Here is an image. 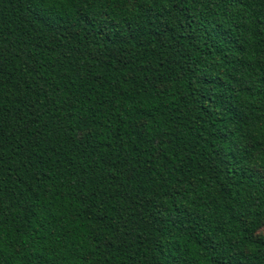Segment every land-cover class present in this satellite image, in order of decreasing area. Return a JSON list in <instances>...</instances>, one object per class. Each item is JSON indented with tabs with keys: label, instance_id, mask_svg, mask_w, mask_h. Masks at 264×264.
Returning a JSON list of instances; mask_svg holds the SVG:
<instances>
[{
	"label": "trees",
	"instance_id": "obj_1",
	"mask_svg": "<svg viewBox=\"0 0 264 264\" xmlns=\"http://www.w3.org/2000/svg\"><path fill=\"white\" fill-rule=\"evenodd\" d=\"M0 0V264H264V0Z\"/></svg>",
	"mask_w": 264,
	"mask_h": 264
},
{
	"label": "snow or ice",
	"instance_id": "obj_2",
	"mask_svg": "<svg viewBox=\"0 0 264 264\" xmlns=\"http://www.w3.org/2000/svg\"><path fill=\"white\" fill-rule=\"evenodd\" d=\"M46 3H49V6L66 9L70 15H74L78 8L88 6L87 0H46ZM246 143L252 152L258 154L259 159L264 160V123L248 127Z\"/></svg>",
	"mask_w": 264,
	"mask_h": 264
}]
</instances>
